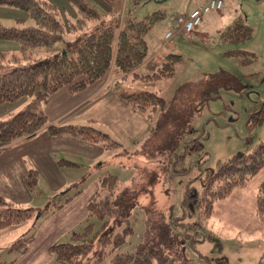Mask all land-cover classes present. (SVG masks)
Returning <instances> with one entry per match:
<instances>
[{
    "label": "trees",
    "instance_id": "1",
    "mask_svg": "<svg viewBox=\"0 0 264 264\" xmlns=\"http://www.w3.org/2000/svg\"><path fill=\"white\" fill-rule=\"evenodd\" d=\"M68 1L77 10L75 20L65 19L48 0H0V4L27 11L30 17L16 20L10 27L0 24V39L19 43L17 53L0 51V105L22 99L29 102L28 108L0 120V145L31 136L44 127L51 135L75 134L100 143L106 150L129 152L95 122L49 124L41 107L59 89L82 91L111 69L119 76L112 85L118 89L121 100L136 106L150 122V128L142 147L129 152L140 157L143 163L135 168L131 180L123 183L116 175L106 174L99 178L96 191L86 202V215L100 219V230L91 237L89 224L85 232H73L70 241H54L48 250L61 264H85L91 254L94 255L92 264H190L188 248L205 239L214 240V235L208 233L207 222L215 202L244 188L264 168V141L247 153H235L216 168L201 169L187 184L181 216L173 217L167 210L158 209L153 190L172 175L187 174L189 163L194 160L191 158L186 165V156L204 151V135L190 136L193 121L204 105L221 88L244 91L245 85L240 78L221 73L181 86L170 100L158 91L121 89L120 84L129 78L133 83L137 80L152 83L174 76L182 61L181 55L168 50L155 70L139 73L137 69L150 53L148 33L154 18H138L132 10L123 18L121 0ZM133 2L137 4L139 0ZM251 33L252 29L239 17L222 35L235 42L250 38ZM240 53L243 52H234L237 56ZM245 55L243 63L252 60L253 57ZM251 120L254 124L264 122V100L252 111ZM37 178L34 170L26 177L31 189H35ZM60 194L45 208L17 205L0 195V228L54 212L74 199L69 197L59 205L56 200ZM145 195H149L150 201L143 204ZM139 208L146 212L144 237L136 249L123 251V245L133 233L131 216ZM255 212L264 224V181L258 187ZM21 240L25 242L18 248ZM33 241L32 232L26 239L17 240L10 249L24 252ZM213 250L217 253L215 259L222 262L220 241H214Z\"/></svg>",
    "mask_w": 264,
    "mask_h": 264
},
{
    "label": "rangeland",
    "instance_id": "2",
    "mask_svg": "<svg viewBox=\"0 0 264 264\" xmlns=\"http://www.w3.org/2000/svg\"><path fill=\"white\" fill-rule=\"evenodd\" d=\"M48 1L58 7L65 19L77 18V10L68 0ZM198 1L139 0V3L135 4L133 0H121L120 4L123 18H126L129 10L134 11L138 18H154L148 33L150 52L165 43L169 50L182 57L174 76L152 83L139 80L133 83L129 78L120 84L121 89L131 87V90L158 91L163 98L170 100L181 86L199 81L206 75L221 73L236 76L245 85L244 91L221 88L217 96L204 105L196 115L190 132V136L204 135V151L186 156V165L191 158L194 160L189 163L190 170L187 174L172 175L165 179L163 184L158 183L155 186V206L160 210H167L173 217L182 215L181 204L187 184L201 169L216 168L220 162L227 161L235 153H247L264 141V122L254 124L251 120L252 111L258 109L264 100V0H227L224 12H210L192 33L187 35L184 31L172 28L173 35L165 39L164 34L172 27V21L179 16H187L191 7ZM226 9L229 10L228 13ZM214 15L217 17L212 18ZM239 17L252 29L250 38L235 42L224 39L223 32ZM21 19H30L27 11L0 4L1 25L10 27L16 20ZM0 51L17 53L19 43L15 40L0 39ZM236 51L246 53L245 57L248 55L253 58L243 63V53L237 56L234 54ZM21 102H27L26 106L29 104L27 99L8 102V105L0 109V115H3L9 106L12 107V104ZM103 121L105 124L97 121L98 127L112 135L111 130L114 131V128L111 119L105 114ZM144 138L145 136H140L137 140L131 139L128 141L131 144L119 142L130 152L131 149H140ZM102 148L103 150L96 149L93 152L95 158L79 152L74 156V165L64 164V170L60 167L67 180L74 183L64 186L62 194L57 198H62V202H65L66 196H76L75 192H80L73 204L64 211L60 210L55 214L49 211L37 216V221L32 218L19 225L0 228V264H12L13 261L14 264H61L48 250L49 243L70 241L73 232L83 233L89 224L88 232L91 237L100 230V219L86 215V202L96 191L99 178L114 174L120 181L127 183L133 177L135 168L143 165L140 157L129 152L106 150L103 146ZM8 154L6 153V156ZM263 181L264 168L251 178L244 188L235 190L227 198L215 202L213 214L207 222L208 233L214 235V240L205 239L194 244V248L189 247L190 264H264V224L255 212L258 187ZM13 184L14 182L12 185L0 183V190L5 193L3 197L9 202H13L12 199L18 195V190ZM195 185L200 189L198 182ZM42 187L49 191L43 181ZM33 197L38 201L36 194ZM149 201V195L142 197L143 204ZM145 219L144 208H139L133 213V233L123 245V251H132L141 243L146 229ZM34 225L35 229L32 231ZM32 232L34 241L26 251L10 249L17 240L26 239ZM214 241L221 242L219 259L223 257L222 262L215 259L217 253L213 250ZM24 242L21 240L17 247L20 248ZM97 247L96 245L95 250ZM93 260L94 255L91 254L85 264H92Z\"/></svg>",
    "mask_w": 264,
    "mask_h": 264
},
{
    "label": "crops",
    "instance_id": "3",
    "mask_svg": "<svg viewBox=\"0 0 264 264\" xmlns=\"http://www.w3.org/2000/svg\"><path fill=\"white\" fill-rule=\"evenodd\" d=\"M204 2L206 0H199L189 12ZM226 2L227 0H225ZM226 12L228 13L229 10L226 9ZM216 17L217 15L212 16V18ZM168 50L165 43H162L157 49L149 53L137 71L141 73L155 70L163 62L164 54ZM118 77L111 69L102 79L82 91L71 92L68 87L59 89L41 106L48 123L83 125L95 122L98 124L97 121L104 123L103 116L106 114L111 119L114 128V131L111 130L112 136H115V139L122 144L128 143L131 139L137 140L140 136H145L149 130V122L136 106L121 100L118 89L112 85ZM26 103L12 104V107L9 106V109H5L3 115H0V120L7 119L28 108ZM5 105L8 103L1 104L0 109H3L2 107ZM100 145V143H91V141L75 134L51 135L43 127L31 136L9 145H0V183L12 185L14 182L18 195L12 199L13 203L24 207H45L53 201L56 194L63 190L64 186L74 183L67 180L60 167L63 168L64 164L67 166L74 165V156L79 152L84 156L95 158L93 152L96 149L103 150ZM6 153L9 154L6 156ZM63 158L68 161H63ZM32 170L37 172L38 176L35 189H31L26 183V177ZM42 181L48 186L49 191L43 189ZM0 194L5 195L1 190ZM35 194L38 201L33 197ZM78 195L74 196V199L66 203L64 207L56 209L52 213L64 211L74 203ZM70 196H66L65 199ZM56 201L59 202V205L64 203L62 198H57Z\"/></svg>",
    "mask_w": 264,
    "mask_h": 264
},
{
    "label": "built area",
    "instance_id": "4",
    "mask_svg": "<svg viewBox=\"0 0 264 264\" xmlns=\"http://www.w3.org/2000/svg\"><path fill=\"white\" fill-rule=\"evenodd\" d=\"M224 4L225 0H206L203 4L193 8L187 16L177 17L172 27L165 33V38L169 39L173 35V29H181L186 34L192 33L199 27L210 12L221 11Z\"/></svg>",
    "mask_w": 264,
    "mask_h": 264
}]
</instances>
